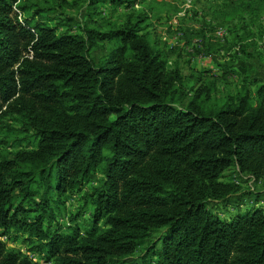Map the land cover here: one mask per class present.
Returning <instances> with one entry per match:
<instances>
[{
	"label": "trees",
	"instance_id": "trees-1",
	"mask_svg": "<svg viewBox=\"0 0 264 264\" xmlns=\"http://www.w3.org/2000/svg\"><path fill=\"white\" fill-rule=\"evenodd\" d=\"M102 1L85 0L88 18ZM225 9L264 15V0ZM28 11L0 0V127L26 147L0 150V237H22L45 264H264V212L208 208L250 194L220 181L226 171L264 187V86L189 96L144 11L61 32ZM83 193L90 226L66 233L59 206ZM0 264L38 263L0 241Z\"/></svg>",
	"mask_w": 264,
	"mask_h": 264
},
{
	"label": "rangeland",
	"instance_id": "rangeland-1",
	"mask_svg": "<svg viewBox=\"0 0 264 264\" xmlns=\"http://www.w3.org/2000/svg\"><path fill=\"white\" fill-rule=\"evenodd\" d=\"M134 1L138 3L128 7ZM230 1L103 0L96 3L95 10L100 16L93 20L86 16L85 0H17V3L29 8V13L38 8L43 9L45 12L42 17L58 32L67 27L76 30L77 25L84 23L92 26L94 20L97 27L105 30L123 25L129 15L147 12L152 40L167 54L169 64L176 63L179 66L188 95L191 96L197 87L204 86L211 87V97L221 99L239 91L243 85L250 86L252 95L257 87L264 86V15L258 10L256 15L229 18L231 12L225 6ZM13 11L17 19L22 21L23 13L15 6ZM101 45L103 48H97L92 53L95 61L105 54L107 44L104 42ZM199 78L201 81H198ZM7 134L0 127V150L26 149L5 140ZM99 177V174L91 177L89 184H86V191L96 186ZM220 181L239 184L250 194L226 204H210L208 208L213 214L228 219L254 208L264 212V187L260 183L247 181L245 174L235 170L224 172ZM83 195L75 194L63 199L64 204L59 206V223L66 233H70L76 224L82 232L90 226V217L83 206ZM0 241L7 249L18 251L38 264H45L41 256L37 255L35 247L22 237L10 235L0 237Z\"/></svg>",
	"mask_w": 264,
	"mask_h": 264
}]
</instances>
